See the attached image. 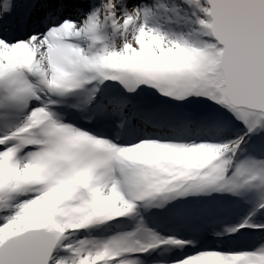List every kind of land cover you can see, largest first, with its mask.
<instances>
[{"label":"snow or ice","instance_id":"6c2138e0","mask_svg":"<svg viewBox=\"0 0 264 264\" xmlns=\"http://www.w3.org/2000/svg\"><path fill=\"white\" fill-rule=\"evenodd\" d=\"M0 264H264V0H0Z\"/></svg>","mask_w":264,"mask_h":264}]
</instances>
